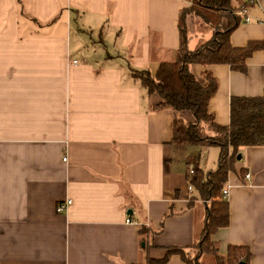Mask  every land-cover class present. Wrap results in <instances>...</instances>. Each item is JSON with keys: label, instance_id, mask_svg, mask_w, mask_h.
Masks as SVG:
<instances>
[{"label": "crops", "instance_id": "1", "mask_svg": "<svg viewBox=\"0 0 264 264\" xmlns=\"http://www.w3.org/2000/svg\"><path fill=\"white\" fill-rule=\"evenodd\" d=\"M188 4L0 0V264H141L197 242L205 210L191 202L188 170L209 171L206 148L175 152L172 118L193 117L153 111L159 98L132 77L174 58L178 14ZM247 13L233 47L264 43V0ZM207 69L218 83L209 112L219 126L229 124L231 98L264 94V50L243 73ZM240 155L226 184L228 226L211 241L220 255L244 247L248 264H264V147ZM65 201L72 204L57 213ZM142 227L157 233L147 251ZM164 264L185 262L172 255Z\"/></svg>", "mask_w": 264, "mask_h": 264}, {"label": "trees", "instance_id": "2", "mask_svg": "<svg viewBox=\"0 0 264 264\" xmlns=\"http://www.w3.org/2000/svg\"><path fill=\"white\" fill-rule=\"evenodd\" d=\"M189 4L179 11L177 33L179 45L171 61L161 62L155 73L132 71L147 94L156 95L160 102L153 111L164 109L176 113L189 112L192 123H186L180 115L171 121L170 145L177 151L186 147H215L219 150L214 170L203 171L196 164L194 176L189 182L196 194L193 200L204 202L205 218L197 242L189 249L169 248L164 259H147L141 264H164L172 255H178L185 264H207L205 256H215L224 264H248L249 253L244 247H228L226 255H220L211 236L228 226V203L222 199V190L228 175L234 173L237 155L243 148L264 147V94L260 97H233L229 104V124L219 126L209 112V102L217 91L216 78L207 69L213 65H226L233 71L245 72L246 61L251 55L264 50V43L252 42L243 48L233 47L231 34L237 29L242 17L237 12L245 7L242 0H188ZM198 20L197 31L208 39L194 50L188 48L191 34L187 19ZM199 65L203 70L195 75L191 67ZM244 171L239 172L240 178ZM192 204V203H190ZM172 212L164 216H170ZM156 232L146 227L140 229L143 251L152 247ZM189 251V252H186ZM193 254V255H191Z\"/></svg>", "mask_w": 264, "mask_h": 264}, {"label": "rangeland", "instance_id": "3", "mask_svg": "<svg viewBox=\"0 0 264 264\" xmlns=\"http://www.w3.org/2000/svg\"><path fill=\"white\" fill-rule=\"evenodd\" d=\"M187 24L189 27V32L191 34V42L189 43V49L190 50H194L200 43H202L203 41L207 40L208 37H205V34H200L197 31V24H198V20L194 17H189L187 19ZM83 30V29H81ZM82 33V37L83 39H86V35L89 38V35L91 34L90 31H81ZM201 163L202 166L205 168H208V170L212 169L214 170V168L216 167V161H217V157L218 156V149L217 148H206V153L205 154H201ZM206 163V164H205ZM193 255V254H191ZM217 257L215 256V254L213 256H205V262L207 264H224V262L218 260L216 261Z\"/></svg>", "mask_w": 264, "mask_h": 264}, {"label": "built area", "instance_id": "4", "mask_svg": "<svg viewBox=\"0 0 264 264\" xmlns=\"http://www.w3.org/2000/svg\"><path fill=\"white\" fill-rule=\"evenodd\" d=\"M246 6L245 7H242L240 11L237 12V15H239L240 17H242L243 21L245 23H249L250 22V19H249V16L247 15V9L250 5H254L257 3V0H244ZM74 64H76V62H74ZM63 161L65 162L66 161V157L63 158ZM188 175L190 177V179L192 180L193 176H194V169L193 167H190L189 170H188ZM245 178L248 179L249 178V175H245ZM190 180V181H191ZM229 189H230V186L229 185H226L224 187V189L222 190V199L223 200H227L228 198V195H229ZM72 204L71 201H65L64 203H61L57 206L56 208V211L57 213H65L68 208L70 207V205ZM126 223L127 224H130L132 223L131 220H126Z\"/></svg>", "mask_w": 264, "mask_h": 264}, {"label": "water", "instance_id": "5", "mask_svg": "<svg viewBox=\"0 0 264 264\" xmlns=\"http://www.w3.org/2000/svg\"><path fill=\"white\" fill-rule=\"evenodd\" d=\"M237 161H240L241 160V155L239 154V155H237ZM239 264H244V263H239Z\"/></svg>", "mask_w": 264, "mask_h": 264}]
</instances>
